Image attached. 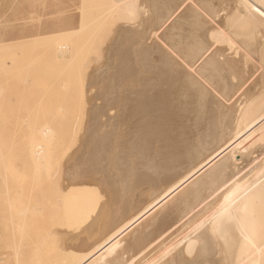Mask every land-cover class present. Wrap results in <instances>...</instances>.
Segmentation results:
<instances>
[{
  "label": "rangeland",
  "instance_id": "rangeland-1",
  "mask_svg": "<svg viewBox=\"0 0 264 264\" xmlns=\"http://www.w3.org/2000/svg\"><path fill=\"white\" fill-rule=\"evenodd\" d=\"M128 1L140 7L133 21L126 19L123 11L124 2ZM204 3L206 6L193 5L197 14L205 15L198 14L204 20L200 19L202 22L197 24L192 13L188 14L189 7L185 6V0H0V264H79L82 257L99 244L102 236L95 235L97 237L85 241V245L73 249L72 253L69 240L83 236L102 215V209L107 208L111 197L106 193L108 188L104 183H99L100 186L86 184L70 187L65 176L69 175L76 164L74 162L79 161L78 157H84L85 149L82 150V146L85 147L84 136L92 124L90 119L99 120L98 123L103 125L107 117L113 118L115 113L118 114L121 107L118 101L122 98L123 87L119 85V90L117 85L124 79L126 71V81L135 80L130 79L131 73L138 79L139 76L149 77L166 71L171 76L174 74L175 91H182V87L186 90V85L178 82L184 79L183 74L190 73L185 63L191 64L199 51L203 52L206 46L208 48L211 45L212 42L206 39L203 32L211 28L216 31L219 29L232 41L233 46L229 49L221 44L215 50L212 48L206 61L210 56H216L221 63L224 61L220 77L227 79L231 74H236V77L238 74L237 79L243 85L236 97L255 99L257 106H262L261 111L264 112V0H206ZM226 10L229 13L224 12ZM201 24H205V27ZM122 40L127 44L122 47H127L128 63L124 61V67L129 71L116 67L119 58L115 60L114 52ZM149 48V55L138 51ZM216 49L221 51L218 55ZM165 53L175 64L173 74L164 67ZM220 54L225 55V60ZM145 62L146 65L143 64ZM161 67L163 71L160 72ZM200 67H195L194 72H199ZM116 69H121L122 73ZM150 70H154L153 73ZM99 73L106 74L102 75L105 78L101 76L100 81H95L101 87L96 85L94 88L98 89L88 88L91 80H95L93 75ZM119 73L121 79L117 76ZM211 74L213 72L207 71L198 75L199 78L196 74V77L193 76L203 83L211 79ZM116 78L119 81H115ZM101 80L107 81L101 85ZM112 82H116V86H112L115 85H111ZM109 84L119 91L113 88L111 90L115 89L116 92L113 95L108 92V95L104 85ZM101 91L106 92L107 96L105 93L102 95ZM100 97L108 99L109 107L105 102L107 100L101 101ZM108 97H111L110 101ZM91 109L97 111L95 115L89 114ZM102 111L106 116L102 117ZM108 111L113 114H108ZM90 115L94 118H90ZM261 140L264 143V132ZM42 149H47V157ZM65 167L72 168H66L67 173ZM191 184L169 203L178 202L187 194L186 190ZM64 187H67L66 191ZM209 202L204 201L198 208L210 210L214 206L210 207L207 204ZM259 204L263 208L260 223L264 233V187ZM179 217L180 214L176 213L173 217L175 221L173 218L168 219L167 224L169 221L172 223L169 227L167 224L158 229L153 227L152 232L149 231L150 240L156 241L152 244L150 240L147 241L142 251L136 245L135 238L132 239L129 242L131 248L125 256L126 264H170L173 260L175 264H181L195 259L199 244L188 247L186 254L183 253L185 244L202 233L203 226H210L209 223L207 225L208 217L198 218L195 223L190 221L191 218L187 219L188 222L182 220L179 223ZM204 219H207L206 222ZM203 220L205 223L200 224L203 225L201 227L199 223H203ZM196 224L202 232L195 227ZM193 227L199 234L195 233ZM189 228L193 229L191 233ZM165 229L169 231L168 234L159 240V234H163ZM113 252L115 249L107 253L103 260H108ZM98 259L88 264H100L96 263Z\"/></svg>",
  "mask_w": 264,
  "mask_h": 264
},
{
  "label": "bare ground",
  "instance_id": "bare-ground-1",
  "mask_svg": "<svg viewBox=\"0 0 264 264\" xmlns=\"http://www.w3.org/2000/svg\"><path fill=\"white\" fill-rule=\"evenodd\" d=\"M205 1L185 0V6L189 7L188 14L189 12L192 13L198 21L197 24L204 19H201L202 16L198 15L200 13H196L194 6L198 7L201 4L206 6ZM136 5L134 2H124L123 11L126 19L133 21L137 18L140 7L137 8ZM227 10L224 12H227ZM200 15L205 16L204 14ZM209 22L211 23V21ZM203 34L212 43L208 48L206 46L203 52L199 51L191 64L185 63L190 73L185 71L187 73L183 74L184 79L178 77L182 78L183 81L178 82H183L182 84L186 85V90L183 87V90L180 89L182 91L176 88L178 92L174 89L175 83L172 79L176 68L175 64L171 62L172 58L168 56L169 54L165 53L163 62L164 67L172 72V76L161 70V67L160 72L163 71L166 74L161 72V74L156 73L149 77L137 76V79L135 78L136 76H132L133 73L130 74L128 72L130 79L134 78L135 80L127 79L128 81H126L127 71L123 74L124 79H121L120 76V73H122L120 70L127 69L124 65V61L127 62V47H122L127 45L126 39L119 43L121 47L119 45V48L115 49L114 56H116L114 58L115 60L116 57L119 58L118 63H116L118 66L120 65L116 67L118 69L121 68L115 71L118 70L120 72L117 76L122 80L118 82L117 86L118 89L120 88L119 85L124 88H122L121 100L118 99V102H121V104L119 103L121 105L119 107L120 110L118 114L115 113L113 115V118L109 117V119L107 117L108 120L106 119V124L103 125L99 124V120L98 123L90 119L91 117L94 118V116H89L90 118L88 119L91 120L92 124L88 120L91 127L90 129L87 128L88 132L85 131L88 133L84 136L85 139L83 138L85 147L83 148L81 145L82 150L85 149L83 151L84 157L81 158L80 155L78 162L73 161L76 164L72 166L73 168L71 167L72 169L69 167L71 169L69 173L67 170L69 168L65 167L69 174L65 173L68 186L79 185L78 187H80L86 184H95L96 186L99 183H104L108 188L107 191L104 190L111 196L109 197L110 201H107V208L104 209L103 207L102 215L94 222L90 230L78 239L69 240L70 249L74 253L73 249L82 247L85 245V241L97 237L95 235L102 236L99 244L82 257V261L79 264H88L96 258H99L96 263L100 262V264H126L127 258L125 256L128 253V249L130 250L131 248L129 242L135 238L136 245H139L142 251L143 245L151 239L150 232L154 228H162L167 224V220H171L176 213L180 214L179 223L188 218H191L190 221L194 222L198 218L201 220L204 217H208V220L206 219L207 225L208 223L210 225L208 228H204L205 219V222L203 220V223H199V225L203 224L200 225L201 227L203 226L201 229H204L202 232L196 224L197 226L195 225V227L202 232L200 234L193 227L196 231L195 233L199 235L185 244V252L183 253H187L188 247L199 244L196 250L197 257L187 262L185 258L186 263L182 262L181 264H199V262H204L205 264H264V233L260 223V214L263 208L259 204V196L264 187V143L261 140L264 132V112L261 111L262 106H257L255 99H249L248 95V99L243 96L239 99L236 97L243 85L238 80V74L237 77L235 76L236 74H231L227 79L220 77L219 72L222 69L221 67H223L221 65L224 61L221 63V61L217 60L218 58H215L216 56H210L208 61H206V57L213 50L212 48L215 50L218 45L225 44L231 49L233 46L232 41L225 37L219 29L216 31L211 28L210 31H204ZM232 39L234 38L232 37ZM151 48L153 49V47ZM151 48L138 51L140 54L149 55ZM219 52L221 51L216 49L217 55ZM220 57L225 60V55ZM143 64L146 65L147 63ZM181 64L184 65L183 63ZM199 65H201L199 72L195 73L194 69L196 70L195 67ZM207 71L213 72L211 79H206L203 83L195 79L196 76H201L202 72ZM102 75L106 74L93 75L95 80L91 76L94 82L91 80L88 88L96 89L97 87L94 88V86L97 85L96 82ZM112 75H114V72ZM112 75L111 77L109 75V77L112 78ZM116 79L114 80L119 81ZM104 81L107 80H103L100 84H104ZM130 81H132V84ZM113 83L115 85H112ZM111 85L116 86V82H112ZM111 85H104V88L106 87L107 93L111 92L112 94H110L113 95L117 88ZM113 88H115L114 91L111 90ZM102 91L104 90L102 89ZM103 93L106 94V92ZM102 99L104 101L105 98ZM105 100H107L105 102L109 107L108 99ZM92 106L94 105L92 104ZM98 108L97 110H99ZM111 108L112 105L110 106ZM110 109L108 110L110 111ZM113 110L116 109L113 108ZM93 111H90L89 114L97 112ZM109 111L108 114H110ZM100 113L101 111L98 114L100 115ZM111 114L113 113L111 112ZM103 115H105L104 112L102 117ZM98 118L100 119L101 117ZM48 140H51V138ZM48 140H45V142ZM44 152L46 156L47 149ZM83 152L81 151L82 154ZM41 155L43 156V154ZM100 174L103 175L98 176ZM208 174L210 176L207 177ZM97 176L99 178H96ZM190 184L192 187L190 186L186 190L187 194H184L178 202L169 203ZM63 189L66 191L67 187ZM68 191L70 190L68 189ZM204 201H210L207 204L210 207L212 205L214 207L207 211L204 208H198ZM205 208L207 209V205ZM169 222L171 223V221ZM170 223L167 224V227H169ZM190 224L192 225V223ZM186 229H188V225ZM189 229L191 233L193 229ZM168 232L166 230L161 235L158 233L159 240ZM155 241L156 239L150 243H155ZM135 242L132 241V244L135 245ZM180 245L182 244L180 243ZM114 249L115 252L113 254L110 253L112 256L108 260H103L105 255L114 251ZM127 257L129 258V256ZM172 262L174 263V260Z\"/></svg>",
  "mask_w": 264,
  "mask_h": 264
}]
</instances>
